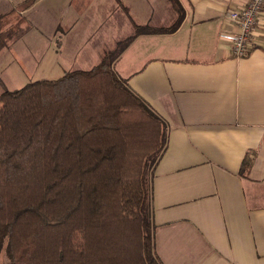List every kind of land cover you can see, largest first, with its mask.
<instances>
[{
    "label": "crops",
    "instance_id": "obj_1",
    "mask_svg": "<svg viewBox=\"0 0 264 264\" xmlns=\"http://www.w3.org/2000/svg\"><path fill=\"white\" fill-rule=\"evenodd\" d=\"M7 1L0 14L22 3ZM248 1L179 0L184 19L172 33L163 30L178 15L163 26L144 5L136 20L131 0H122L128 11L116 0H37L22 13L25 29L48 34L62 74L90 71L115 52L117 76L166 125L152 177L161 264H264V15L246 58L232 57L219 37L236 31L226 15ZM40 6L57 18L41 20L44 32L29 16ZM248 152L256 159L245 178Z\"/></svg>",
    "mask_w": 264,
    "mask_h": 264
},
{
    "label": "trees",
    "instance_id": "obj_2",
    "mask_svg": "<svg viewBox=\"0 0 264 264\" xmlns=\"http://www.w3.org/2000/svg\"><path fill=\"white\" fill-rule=\"evenodd\" d=\"M36 1L0 14V54L31 28L22 13ZM168 1L179 18L164 33L184 19L179 0ZM116 56L0 95V253L8 264H161L152 177L167 129L117 76ZM255 159L246 154L242 177Z\"/></svg>",
    "mask_w": 264,
    "mask_h": 264
},
{
    "label": "rangeland",
    "instance_id": "obj_3",
    "mask_svg": "<svg viewBox=\"0 0 264 264\" xmlns=\"http://www.w3.org/2000/svg\"><path fill=\"white\" fill-rule=\"evenodd\" d=\"M6 1L7 0H0L1 8L6 6ZM23 1L26 0H8L7 3L10 5L12 4L11 2H13L14 5H18ZM131 1L135 4L131 16L134 14L136 20H142V9H144V5L147 10L150 9L153 23L161 20L163 26H170L177 18V14L172 10L168 0H160L162 15L159 14L157 8L159 3L157 2L155 5L153 3L154 0H149V4H147V0H144V4L138 0ZM7 8H9V6ZM54 15H47V12L44 14L42 6H40L29 16L30 19L37 24V27L44 32L43 25H40L42 24L41 20L50 19ZM56 19L57 18L54 16L51 21L54 22ZM153 23L150 25L151 28L154 26ZM105 25L108 26L109 23L105 22ZM51 30L52 29H48V31ZM19 35L20 34H18L17 38L14 40L12 39L13 41L10 42L8 48L3 50L0 54V95L6 91L21 89L25 85L41 79H58L64 74L61 72L62 69L59 68L61 64L57 62L58 58L55 54V46H53L50 41L48 42V34L43 36L39 31H34L33 28H30L28 30V35L23 39V35L21 37ZM75 69L77 68L73 70ZM8 263L9 260L5 255V251H2L0 253V264Z\"/></svg>",
    "mask_w": 264,
    "mask_h": 264
},
{
    "label": "built area",
    "instance_id": "obj_4",
    "mask_svg": "<svg viewBox=\"0 0 264 264\" xmlns=\"http://www.w3.org/2000/svg\"><path fill=\"white\" fill-rule=\"evenodd\" d=\"M263 15L264 0H249L227 13V21L236 31L223 30L219 37L228 43L232 57L242 59L250 55L255 44L256 29Z\"/></svg>",
    "mask_w": 264,
    "mask_h": 264
}]
</instances>
